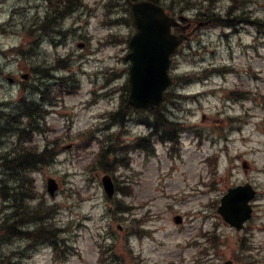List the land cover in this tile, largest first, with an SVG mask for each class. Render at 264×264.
<instances>
[{
    "label": "rangeland",
    "instance_id": "374dc122",
    "mask_svg": "<svg viewBox=\"0 0 264 264\" xmlns=\"http://www.w3.org/2000/svg\"><path fill=\"white\" fill-rule=\"evenodd\" d=\"M32 1L37 0H0V109L10 110L1 105L8 101L16 108L21 88L35 106L49 101L40 92L36 94L40 91L36 87L38 74L30 65L43 70L56 59L68 57L65 69L77 92L58 94L57 105L45 117L50 127L44 128L45 135L40 131L33 136L34 144L40 148L54 140L59 152L48 164L31 171L29 177L35 190L43 195V203L55 206L53 221L63 230L72 253L58 262L52 259L49 247L37 244L31 249L27 241L14 240L0 244V257L4 255L0 264H104L98 260L99 251L106 255L105 264H221L229 258L234 264H264V126L258 130V122L264 117V105L259 104L263 99L260 96H264V34L257 52L246 46L258 34L251 25L238 22L231 28L204 26L191 35L172 56L170 73L176 78L183 74L195 77L187 83L177 82L170 89L185 97L164 102L172 118L181 120L186 130L174 156H169V145L157 142L156 155L147 158L124 146L148 131L133 120L137 114V119H144V112L132 114L131 121L125 118L123 126L112 125L103 116L119 106L128 84L129 62L124 56L129 48L123 40L133 31L131 23H102L108 13L120 15L117 6H110L117 0H85L86 7L65 18L64 33L52 38L44 36L39 44L26 36L36 10L30 7L24 12V7ZM202 1L191 0L185 6L193 2L205 5ZM256 1L260 4L257 14L264 18V0ZM15 4L22 7V14H16L9 25V10ZM213 4L220 9L227 2L213 0ZM200 9L196 6L185 11L194 13ZM44 10L43 3L39 13ZM68 27L71 29L66 31ZM110 32L113 43L106 42ZM263 32L261 29L259 34ZM20 45L25 57L9 51ZM225 67L233 71L223 72ZM27 71L32 73L31 79L23 83L20 76ZM49 88L52 96L59 91L56 84ZM241 90L247 93L233 100L231 92ZM34 109L40 111V121L42 109ZM90 128L99 137L112 134L111 138L123 147L121 160L128 161V166L114 161L110 168L95 163L90 169L99 148L97 137L84 144L88 133L83 132ZM5 149H9L8 145L0 146V150ZM215 154L219 168L213 175L205 160ZM243 160L248 162L246 169L242 167ZM108 169H112L108 173L119 185L111 198L100 182ZM50 178L58 184L54 195L46 190ZM245 181L254 184L257 194L247 231L239 233L225 224L215 210L229 186ZM175 214L182 215L180 224L174 222ZM135 218L146 230L140 237L131 234L137 230ZM204 231L217 234L216 251H199V243L205 241L201 235ZM246 235L251 239L246 241L249 249L242 252L236 240Z\"/></svg>",
    "mask_w": 264,
    "mask_h": 264
},
{
    "label": "trees",
    "instance_id": "16d2710c",
    "mask_svg": "<svg viewBox=\"0 0 264 264\" xmlns=\"http://www.w3.org/2000/svg\"><path fill=\"white\" fill-rule=\"evenodd\" d=\"M45 1L46 12L44 19L36 22L35 28L33 25H29L26 32L27 38H33L36 44L41 41L43 33L45 35L49 33L52 37L64 33V19L81 7L86 6L83 0ZM152 1L159 2V0ZM183 1L185 0H170L168 7L172 10H181ZM124 9L127 12L128 9L126 7ZM229 10L223 15L211 10L204 17L201 16V13H199V16L203 19H209L214 24L223 26L230 22L231 13ZM68 30L66 29V31ZM20 47L22 48V45L13 48V50L20 52ZM21 54L25 57L26 52L21 50ZM55 61L54 69H65L66 64L68 65V58L66 57L63 59L58 58ZM30 68L33 73L38 74V79L50 76L48 68L40 70L36 64H31ZM66 77L68 76L61 75L57 77V87L60 91L73 90V86H69L65 82ZM174 95V92L166 93L164 99L170 100ZM34 107L31 101L22 98L16 108L13 107L7 112L0 110L1 135H16L19 144L12 154L6 153L2 156L4 160L0 164V173L2 174L0 178V244L20 239L28 241L33 247L37 244L49 245L54 251L55 259L63 260L71 251L68 250L69 246L65 243L63 230L58 228L53 221L55 206L44 204L42 200L36 202V204H31V201L42 197V195L35 190L29 173L35 171L43 164H48L54 158L58 149L54 145L52 148L40 150L25 143V141L31 139V133L38 127L36 109ZM130 111L138 112L131 109L126 99L123 98L119 109L112 112L110 118L114 121H121L125 113ZM138 121L145 122L152 131L145 137H136L134 142H132V147L136 146L146 152H152L153 150L150 145V137L152 135L156 134L159 139H168V141L175 142L177 140V130L181 127L179 122L170 120L165 110L160 107L149 110L146 112L144 119H139ZM102 142L103 144L97 155L99 166L107 169L111 167L114 161H122L124 163L121 160L123 158V151H121L123 147H119L116 140L111 142L107 137L106 143ZM120 211L124 212V210ZM215 241L217 240L215 239Z\"/></svg>",
    "mask_w": 264,
    "mask_h": 264
},
{
    "label": "water",
    "instance_id": "95a60500",
    "mask_svg": "<svg viewBox=\"0 0 264 264\" xmlns=\"http://www.w3.org/2000/svg\"><path fill=\"white\" fill-rule=\"evenodd\" d=\"M130 10L136 32L129 41L131 52L126 56L131 60L128 101L135 107H153L161 101L164 89L171 82L167 72L169 56L175 52L183 36L170 32V27L176 24L174 18L169 17L155 3L135 2ZM102 183L107 194L111 196L114 192L111 178L104 175ZM55 187L54 180L49 179L48 190L53 193ZM253 195L254 191L249 184L229 188L220 200L218 212L225 221L239 229L250 216L248 201ZM224 264H231V261Z\"/></svg>",
    "mask_w": 264,
    "mask_h": 264
}]
</instances>
